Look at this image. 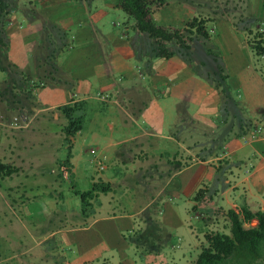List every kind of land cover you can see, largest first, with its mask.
<instances>
[{
    "label": "crops",
    "instance_id": "crops-1",
    "mask_svg": "<svg viewBox=\"0 0 264 264\" xmlns=\"http://www.w3.org/2000/svg\"><path fill=\"white\" fill-rule=\"evenodd\" d=\"M118 2L0 0V162L18 168L0 177V209L12 215L6 250H72L66 264H192L207 234H230L228 211L264 212V76L247 36L242 50L216 41L233 93L204 70L212 54L203 40L188 41L189 49L166 43L174 56L157 57L135 22L111 25V15L123 13ZM179 24L161 26L183 31L186 19ZM72 103L83 104V129L67 141L60 109ZM90 136L99 149L89 159L95 174L86 168L88 186L77 189L71 179L84 167ZM249 163L258 165L241 180ZM95 184L110 190L83 215L79 194ZM40 202L47 221L16 215V207ZM34 234L41 235L32 245L26 235Z\"/></svg>",
    "mask_w": 264,
    "mask_h": 264
},
{
    "label": "rangeland",
    "instance_id": "rangeland-1",
    "mask_svg": "<svg viewBox=\"0 0 264 264\" xmlns=\"http://www.w3.org/2000/svg\"><path fill=\"white\" fill-rule=\"evenodd\" d=\"M94 2H97V5H102L104 7L107 5V3L113 2V0H94ZM200 15L216 18L215 20L208 21L206 25V28L210 35L209 39L197 38L196 35L192 36L193 44H196V42L199 40H203L205 42L203 44L204 47L206 48V50H208L209 53L212 54L209 58L204 57V59H207V66L204 68V70L210 71L212 81L214 80L215 83H220L223 88L229 90L232 89L233 91H235L236 89L233 87V85L235 84L234 79L230 78V76L232 75V70L225 60L226 55L224 53V50L222 49V47L216 46V41L219 38H227L234 42L232 46L234 45L235 50H242L243 47L246 48V36L247 38L250 37L251 39H253L257 30H259V27H257L260 24L259 21L264 20V0H168L167 6L161 8L159 13H155L154 20L160 26L164 25L166 27H169V25H172L175 28H180L181 26L179 23H181L183 19H186L187 25L188 22H190L195 17L199 18ZM109 21L111 22V25L114 23H119L121 26L128 25L130 21L131 23L134 22L133 19H131L124 13H119L116 15L112 14ZM247 28L252 29V32H250V36L248 35V32H246ZM130 31L131 30L129 29V33L131 34L132 31ZM131 35H133V33ZM250 52H252V50ZM195 55H197V57L203 56L202 49H199V46L197 47ZM215 59L218 61V64L216 66L214 63ZM253 59L255 67H257L258 71L261 72L264 76V59L257 57L255 54L253 56ZM215 70L217 71V73H214ZM230 92L233 93L231 90ZM235 99H237V94H235ZM58 129L59 127L54 128V130ZM87 135L88 132H84L81 141L85 137H87ZM248 137H246L247 140H249ZM91 138V136L87 138L86 145L88 150H86L87 148H85L83 154L84 167L79 169V174H77L73 178V180L68 176L71 179V182H77V189H83L88 186V177L90 176L87 175V172H85L86 168L89 172H93V176L95 174V165L93 166L89 163L90 156L92 159H94V156L91 155L90 152H88L93 146ZM251 139L252 138H250L249 141H251ZM98 150L99 149L97 148V151ZM218 152H221V150ZM57 154L61 157V159H65L67 157V149L64 147L63 149H60ZM257 165L258 164L255 163H249L246 170L245 167H243L242 172H240L241 180L245 176H249L250 173H253V167H256ZM108 172L110 173L111 171L109 170ZM261 178L263 179L264 175ZM259 179V175L258 177H256V179H254V181L256 180L253 186L255 190L257 189L256 186L261 187L263 184L262 182L259 183ZM67 183L68 182H64L65 185H67ZM241 194H244V191L242 189H240L239 196ZM15 209L17 216L19 215L22 217L20 211H23L26 218L28 220L31 219V221L35 222V224L36 221H47V219L45 218L49 215L48 207L42 202L36 205L26 206L25 208L16 207ZM61 210L62 208H60L58 212H61ZM64 210L66 209L64 208ZM5 215H8L9 218L12 217L10 210L8 211L7 208H1L0 264H66L75 256L72 250H41V248H39L37 250H29V253H23V250H6V236L9 230H7L5 226ZM15 224L20 225L19 223ZM256 224L257 223L254 222L252 226H255ZM195 225L197 227L201 226L199 222H195ZM48 227L49 226L47 225V223H45V225L41 227V231H45V229H47ZM246 227L249 228L250 226L247 225ZM40 235L41 234H34L30 237V239H28V236L26 235V239L30 241L32 245H34L39 240ZM14 239H18V236H15ZM26 239L25 243H27ZM51 244L53 245V241H51L44 247H49ZM180 251L181 250H177V252ZM257 264H264V259L259 261V263Z\"/></svg>",
    "mask_w": 264,
    "mask_h": 264
},
{
    "label": "trees",
    "instance_id": "trees-1",
    "mask_svg": "<svg viewBox=\"0 0 264 264\" xmlns=\"http://www.w3.org/2000/svg\"><path fill=\"white\" fill-rule=\"evenodd\" d=\"M168 0H119L118 8L135 22V28L155 41L157 57L171 58L174 53L166 43L174 42L182 49H189L188 41H193L192 36L209 39L205 19L194 18L187 23L186 28L171 30L162 27L154 20V14L167 6ZM1 23V22H0ZM255 37L248 38V44L254 54L264 59V20L259 21ZM2 24V23H1ZM0 24V25H1ZM250 36L252 29L247 28ZM1 34V27H0ZM4 42L0 36V51H3ZM1 60V59H0ZM6 69V70H5ZM7 71V68H4ZM61 112L67 120L64 128L66 140L75 137L83 129V104L72 103L62 107ZM68 156L65 164H69ZM18 172V168L0 162V177H11ZM110 187L104 184H95L81 196V213L85 215L93 206L99 194L108 193ZM230 221V234L214 232L206 235L205 246L192 264H257L264 259V212H252L242 208L239 212L228 211ZM256 222L255 226L252 224ZM250 226L247 228L246 226Z\"/></svg>",
    "mask_w": 264,
    "mask_h": 264
},
{
    "label": "built area",
    "instance_id": "built-area-1",
    "mask_svg": "<svg viewBox=\"0 0 264 264\" xmlns=\"http://www.w3.org/2000/svg\"><path fill=\"white\" fill-rule=\"evenodd\" d=\"M22 119V118H21ZM18 121V119H15V122H17ZM262 131V128L260 127V128H258L257 129V133H260ZM251 140H254V139H256V135H253V136H251ZM92 140V148L90 149V153H91V155H93L94 156V158L97 156V154H98V151H97V147H96V140L94 139V138H92L91 139ZM246 143L248 142V140H246L245 141ZM95 163H96V165L98 166V168L102 171V170H105L106 169V167L102 164V162H100V161H97V160H95ZM63 173H64V176L65 177H68V170H66V169H64L63 170Z\"/></svg>",
    "mask_w": 264,
    "mask_h": 264
}]
</instances>
